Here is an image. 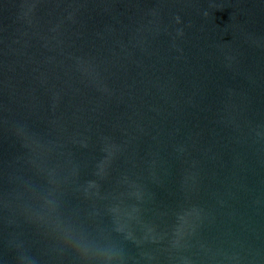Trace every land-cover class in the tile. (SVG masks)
<instances>
[{"label": "water", "instance_id": "obj_1", "mask_svg": "<svg viewBox=\"0 0 264 264\" xmlns=\"http://www.w3.org/2000/svg\"><path fill=\"white\" fill-rule=\"evenodd\" d=\"M0 264H264V0H0Z\"/></svg>", "mask_w": 264, "mask_h": 264}]
</instances>
